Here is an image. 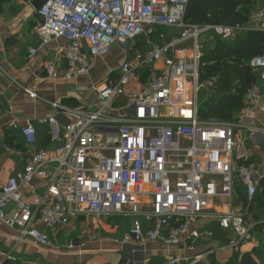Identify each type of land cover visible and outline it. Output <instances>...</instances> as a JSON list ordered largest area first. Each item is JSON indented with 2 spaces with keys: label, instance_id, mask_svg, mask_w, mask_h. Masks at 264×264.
<instances>
[{
  "label": "built area",
  "instance_id": "built-area-1",
  "mask_svg": "<svg viewBox=\"0 0 264 264\" xmlns=\"http://www.w3.org/2000/svg\"><path fill=\"white\" fill-rule=\"evenodd\" d=\"M189 1L42 0L37 11L41 22L35 30L42 44L29 55L63 39L65 80L88 74L91 61L103 59L114 45L136 46L142 37L147 51H134L133 59L114 71L115 77L93 87L95 105H52L67 119L62 128L55 117L43 121L49 124L54 150L34 152L22 171L0 184V222L17 230L18 241L27 238L40 247L49 246L47 234L37 225L54 231L82 213L132 216L123 244L144 248L160 243L193 253L169 257L162 264H201L214 254L212 249L195 253L198 241L213 236L194 226L199 219H216L232 236L229 247L234 251L249 239L254 224L245 218L256 194L254 166L240 164L233 154L236 131L264 134L253 122L257 114L264 115V90L246 92L235 122L202 118L201 36L229 40L238 32H264V0H256L243 26L186 23ZM159 62L162 69H156ZM249 66L264 83V53ZM143 73L148 82L139 93L127 94L126 88L143 79ZM46 74L53 77L52 65ZM121 99L126 102L121 104ZM21 133L27 145L36 143L29 122ZM236 182L245 188L240 204H234ZM23 189L30 204L24 202ZM140 218L152 222L153 228L143 231ZM3 258L9 257L0 253V264Z\"/></svg>",
  "mask_w": 264,
  "mask_h": 264
},
{
  "label": "crops",
  "instance_id": "crops-1",
  "mask_svg": "<svg viewBox=\"0 0 264 264\" xmlns=\"http://www.w3.org/2000/svg\"><path fill=\"white\" fill-rule=\"evenodd\" d=\"M41 4L42 0H0V184L22 171L34 152L54 150L49 124L43 121L55 117L61 128L67 119L53 104L67 108L95 105L93 87L108 76L115 77L114 71L118 66L124 60L133 59L129 58L127 47L116 46L103 59L92 60L88 74L72 80L63 79L66 69V62L61 58L65 45L63 39L50 42L32 58L29 55L30 49L37 50L42 44L35 31L41 22L37 13ZM138 48L141 53L147 51L141 45ZM117 50L121 55L113 66L112 56ZM49 65L54 67L52 78L46 74ZM148 80L145 76L129 86L137 85L140 89ZM253 88L262 92L264 83L260 81ZM133 91H136L135 87L127 94ZM119 101L123 104L126 99ZM26 122L36 132V143L32 146L26 144L21 133ZM253 122L256 127L264 129L263 114H257ZM236 141L233 156L240 164L254 166L256 194L245 218L254 226L249 239L242 243L243 251L239 248L234 251L229 247L232 236L218 226L216 219L197 220L194 226L199 231L213 233L212 238L197 242V254L214 250V254L201 264H239L245 254H249L255 264H264V134L250 135L243 129L236 131ZM234 193V204H240V198L245 199V188L239 182L234 184ZM23 194L24 202L30 204L26 189H23ZM214 205L220 204L216 201ZM133 222L132 216L121 214L94 216L82 213L68 225L54 231L38 224V229L49 238L50 245L46 247H40L27 238L18 241L17 230L0 222V253L9 257L3 258L2 264H162L172 256L193 254L182 247L167 248L160 243H149L144 248L123 244L122 238ZM140 223L143 231L153 228L152 222L142 218Z\"/></svg>",
  "mask_w": 264,
  "mask_h": 264
},
{
  "label": "trees",
  "instance_id": "trees-1",
  "mask_svg": "<svg viewBox=\"0 0 264 264\" xmlns=\"http://www.w3.org/2000/svg\"><path fill=\"white\" fill-rule=\"evenodd\" d=\"M255 5L256 0H190L184 21L199 26H243L249 22ZM210 40L212 46L201 57L200 76L215 80L216 95L199 102L200 115L231 123L243 108L246 92L260 82L249 62L264 53V32L243 31L229 40L218 37ZM240 201L245 199L241 197ZM239 264L255 263L249 254H245Z\"/></svg>",
  "mask_w": 264,
  "mask_h": 264
},
{
  "label": "rangeland",
  "instance_id": "rangeland-1",
  "mask_svg": "<svg viewBox=\"0 0 264 264\" xmlns=\"http://www.w3.org/2000/svg\"><path fill=\"white\" fill-rule=\"evenodd\" d=\"M170 32H172V31H170ZM210 38V34H205V35H203V36H201V39L203 40V43H204V50H203V53L205 52V51H207V49H210V47L212 46V41L209 39ZM142 39V37H140V38H138L137 39V41L138 40H141ZM206 39H207V41H206ZM144 39H142L141 41H139V43L136 45V46H134V43H128V45H127V51H129V53L130 54H128L129 55V58L131 57H133V53H134V51H136V50H139V46L141 45V46H143V47H145V45H144ZM113 48H111V50L110 51H112V49H114V47H116V45H114V46H112ZM130 48H131V50L132 51H130ZM123 52V51H122ZM133 52V53H132ZM121 55V52H118V50H117V52L115 51L114 52V54H113V56H112V65L113 66H115L119 61V56ZM163 68V65H162V63H158L157 64V69H162ZM204 77V75H201L200 76V78L201 79H199V84H200V92H199V94H198V98H199V102H201V101H204V100H206V99H210V98H213V97H215V92H214V81L215 80H212V79H202ZM133 87H135L136 88V91H137V93H139L140 92V89H139V87L137 86V85H133V86H129V87H127L126 88V92H129L130 90H131V88H133ZM116 106H117V104H116ZM238 117V116H237ZM237 117H236V119H235V121L237 120ZM62 128V127H61ZM24 201H25V199H24ZM244 246V244H241L240 246H239V250L242 248ZM245 248H248V246L247 247H245ZM238 250V249H237ZM241 251H243V249H241ZM259 261V260H258ZM260 262V261H259Z\"/></svg>",
  "mask_w": 264,
  "mask_h": 264
},
{
  "label": "water",
  "instance_id": "water-1",
  "mask_svg": "<svg viewBox=\"0 0 264 264\" xmlns=\"http://www.w3.org/2000/svg\"><path fill=\"white\" fill-rule=\"evenodd\" d=\"M60 119V116L58 117V120Z\"/></svg>",
  "mask_w": 264,
  "mask_h": 264
}]
</instances>
